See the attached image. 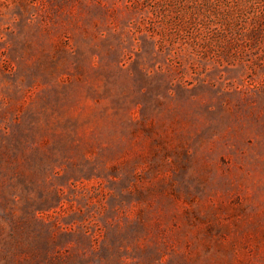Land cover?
<instances>
[{"label": "rangeland", "instance_id": "rangeland-1", "mask_svg": "<svg viewBox=\"0 0 264 264\" xmlns=\"http://www.w3.org/2000/svg\"><path fill=\"white\" fill-rule=\"evenodd\" d=\"M0 264H264V0H0Z\"/></svg>", "mask_w": 264, "mask_h": 264}]
</instances>
